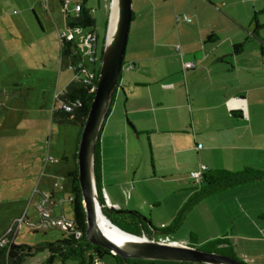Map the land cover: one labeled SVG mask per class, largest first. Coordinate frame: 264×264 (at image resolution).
I'll return each instance as SVG.
<instances>
[{
	"label": "crops",
	"instance_id": "obj_1",
	"mask_svg": "<svg viewBox=\"0 0 264 264\" xmlns=\"http://www.w3.org/2000/svg\"><path fill=\"white\" fill-rule=\"evenodd\" d=\"M5 1H1L2 5ZM109 1L106 0V8ZM141 1L132 7L122 72L98 141L101 190L110 204L118 205V210L146 216L149 208L139 199L132 200V194L146 180L138 172L144 159V152L139 150H144L146 139L153 163L154 148L174 150V171L160 176H169L177 185L174 192L168 193L173 196L170 204L162 208L160 200L152 201L153 208L146 218L150 236L164 225V231L173 234L175 240L197 248L224 239L234 252L252 242L257 246L253 259L264 262V179L214 192L187 204L205 189L204 184L189 177L200 166H205L206 171H264V38L257 30L251 31L249 23L234 17L224 2L195 0L191 6L182 7L177 0H171L170 15L174 14V21L176 15L189 19L175 21L178 28L183 25L189 31L186 40L190 44L185 52H176L172 50L176 43L165 41L157 32L158 27L162 28L163 17L170 16L168 7H158L152 0ZM247 2L255 16L264 12V0ZM36 3L40 0H24L25 10L34 13ZM50 4L51 0L46 11L53 18ZM60 12L62 16L61 7ZM21 16L20 20H25ZM135 21L139 24L131 36ZM259 24L264 26L257 19V29ZM177 42L181 43L176 45L180 51L184 40L180 37ZM239 44H243V49L234 54L233 47ZM22 53L23 63H28L30 53ZM26 53L28 56H24ZM51 58L53 70L59 61L61 71L59 52ZM187 62L196 65L184 69ZM25 70L29 66L20 69L17 52H0V180L5 179L8 194L0 188V201L12 203L0 214V237L21 217L37 222L36 205L43 193L53 200L52 215L59 216V210L63 213L62 196L70 195L67 174L76 163L77 137L68 141L69 129L65 128L74 124H54L52 109L43 117L19 114L18 107L26 105L29 93L25 92L19 101L13 91L25 88L20 82V74ZM3 72L7 73L5 80ZM42 106L45 108L46 101ZM172 134L177 135V140L172 136L158 140L159 136ZM125 193L128 200H124ZM234 228L239 238L233 243L228 239V230ZM250 229L251 235L242 233ZM17 232L13 242L20 244L16 242Z\"/></svg>",
	"mask_w": 264,
	"mask_h": 264
},
{
	"label": "rangeland",
	"instance_id": "obj_2",
	"mask_svg": "<svg viewBox=\"0 0 264 264\" xmlns=\"http://www.w3.org/2000/svg\"><path fill=\"white\" fill-rule=\"evenodd\" d=\"M1 1L3 0H0V52H17L20 69L25 66H29V70H25V72L23 71V74H20V82L24 85L23 87L25 88L13 91L16 99H19V101L24 98L25 92H27V94L29 93V99H27V101L25 102L26 105H20V107H18V112L19 114H22L24 112L25 116H46L47 111L49 113L51 112V109L55 102V96H57L65 88V86L70 81H72L74 77L73 72L70 68L63 67V69L60 71L59 61H57V67L54 70L51 67L52 54H54L55 52L58 54L59 52L58 33L64 34L68 32L63 24L58 0H51L50 4V8H52L51 12L54 14V20H52V17L48 16L42 0H40L39 4H35L34 13H36L41 21L30 9L25 10L24 0H6L4 5H2ZM152 1L158 4V7H168L167 13H169L170 15L171 0ZM219 1L226 3V5L229 7L230 13L234 17L245 21L246 25H248L249 23L251 31L257 30L259 36L264 38V26H260L259 24L260 28L257 29L255 25V21L257 19H259L260 22H264V12H257L255 16V13H253L251 6V11L249 10V3L247 2V0ZM139 2L143 1L134 0L132 3V7L133 5H135L136 7ZM194 2L195 0H177L178 5L182 7H186L188 5L191 6L192 4H194ZM105 3L106 0H88L87 2V6L92 10V15L96 20V28L100 35L104 34L105 23L107 21L108 8H106ZM70 5H72V2L70 3ZM108 5L109 4H107V6ZM21 15L25 17V20H20V17H22ZM138 22L135 21L132 23L131 36H134L136 27L139 24ZM149 22H151L150 18ZM161 24L162 28H157V32H159L158 34L163 36L165 41L176 43L173 46V51L176 49V45L181 44L177 42L178 38L181 37L184 40V45L183 47H181V50L179 52H185V50H187L188 46L190 45L189 41L186 40L187 38L189 40V31L183 28V25H180L181 28H178L177 24H175L174 21V14H171L170 16H164ZM151 25V29L153 30L155 25L153 26V23ZM80 34H82V32H74L75 42L78 45L80 44ZM175 51L178 52L177 50ZM22 52L30 53L28 63H23L24 60H22ZM29 53L24 54V56H28ZM5 68L7 69L6 65ZM28 73L32 74L31 77L26 76V74ZM4 74L7 76V73L3 72V77H5ZM8 75H10L9 69ZM5 79L6 77L3 78V80ZM0 83L3 82L0 81ZM48 89L51 90L50 93H48ZM48 94H50L49 98ZM44 101H46V109L42 106V103ZM44 109L46 110L45 113L43 111ZM170 113L172 114V111H170ZM53 128L57 127L53 125ZM65 128L69 129V132L66 136L68 141H70L72 137H74L73 139L77 137L79 128L76 125H67ZM171 136L176 140L178 138L177 135L172 134L168 136H159L158 140L164 141L165 138H171ZM144 144V150H139V153L144 152V159L142 166L140 167L138 172L140 175L145 176L146 180L143 182V184L140 185V190H137L136 193L132 194V200L139 199V202L143 203L147 208L152 209V205H154L152 204V201H156L158 199L162 202L163 208L167 204H170L171 199H173V196L168 193L174 192L177 183L171 180L169 176H167V178H162V176L160 175L161 173H169L171 171H174L171 153L173 156L176 155V153H174V150H167V148L161 147L159 150L154 148L153 163L152 154L150 153L151 150H149V145L146 139L144 140ZM122 161L123 160H121L119 164V169H122ZM154 169L156 172L155 176H153ZM6 185L7 183L5 179H1V191L4 192L5 195H8L5 190V188H7ZM62 197L64 198V217L67 220H71L73 218V214L68 198L69 193L63 194ZM128 199L129 195L125 193L124 200ZM189 202L190 201H188L187 204H189ZM11 204L12 203L9 201H0V214L6 211ZM149 209L146 211V216L141 215L143 218L149 217ZM58 213L59 215H61L60 210L58 211ZM1 218L2 216H0V220ZM243 230L244 229H242V231ZM228 233H231L228 234V239H231L233 243L235 241L234 239L239 238V236H237V233H239L237 228H234L233 231L228 230ZM242 233L251 235L252 230L250 229L249 231ZM146 237L150 238L151 236ZM65 238L66 234L59 229L53 228L47 231L39 230L34 232L33 230H29L25 226V224H23L20 230L17 232L16 242L25 245H34L41 242H55L63 240ZM245 245V248L234 251L233 254L235 259L242 262L243 264H264L262 259H253V257L257 255L255 252V248L257 246L252 245V242H246ZM198 249H203V251H205L207 249V245H201L198 247ZM222 251L229 252L227 249H224ZM44 256V254H38L34 257L33 260H35L38 264H43L45 263ZM51 264H76V262L72 260L61 262L57 259L54 260ZM100 264H115V261L111 257H104Z\"/></svg>",
	"mask_w": 264,
	"mask_h": 264
},
{
	"label": "trees",
	"instance_id": "obj_3",
	"mask_svg": "<svg viewBox=\"0 0 264 264\" xmlns=\"http://www.w3.org/2000/svg\"><path fill=\"white\" fill-rule=\"evenodd\" d=\"M87 2L88 0H77V3H79L80 6V10L77 13L68 14L65 20V25L71 30H96L97 52L98 58H100L104 34L100 35L98 33V30L96 28V20L92 15V10L87 6ZM242 49L243 44L235 45L232 52L234 54H238L242 51ZM59 56L60 66L70 68L73 72L74 77L72 81H70L65 86V88L57 95V98L54 100L55 102L52 107L51 120L56 125L74 124L79 128L74 155V158L76 160L77 144L81 132V127L85 121L93 100V93L96 87L99 66L97 62L86 64V67L90 68V70L95 74L93 83L91 85H86L80 79L76 78L77 73L76 70L73 69L76 63L81 59V55L77 51V44L74 41L68 42L63 39L59 40ZM61 104H66L71 108V110L66 111L60 108ZM110 111L111 108L108 112V115ZM95 173L98 200L102 205L104 201L102 198V190L100 185L98 143L95 152ZM67 177L70 180V195L72 197V199L69 200L73 214L72 220L75 229L81 233V236L78 239H75L72 234H67L66 238L63 240L55 242H41L34 245L15 244L12 240V237L9 236L8 242L4 246L0 247V264H29L34 261V257L38 254L45 255V263L43 264H51L54 260L57 259L61 262L72 260L75 261L76 264H94V262L96 261L101 263L104 257H111L112 259H114L115 264H191L150 260H122L118 256H112L107 250H104L103 248L90 245L85 238V212L82 206L76 163L73 171L69 172L67 174ZM259 179H264V171L248 168H245L241 172L237 173L224 170H205L199 180L200 183L205 185V189H203L199 193H196L193 198L189 200V203L196 202L198 199L205 195L243 185L250 181ZM121 211L122 210H107L102 208L103 214L109 218L107 219L122 231L135 236H140L142 234L150 236L149 228L147 226L149 225L148 219L143 218L137 213L130 214V212L128 211ZM150 228L152 227L150 226ZM206 245V252L218 253L235 259L233 250H230V245L227 244L224 239H216L208 242V244ZM223 245H226L227 248L223 247ZM224 249H227L229 252H223L222 250Z\"/></svg>",
	"mask_w": 264,
	"mask_h": 264
},
{
	"label": "water",
	"instance_id": "obj_4",
	"mask_svg": "<svg viewBox=\"0 0 264 264\" xmlns=\"http://www.w3.org/2000/svg\"><path fill=\"white\" fill-rule=\"evenodd\" d=\"M133 1H109L96 87L77 144L76 167L82 206L85 212V238L90 245L103 248L112 256H118L122 260H150L191 264H243L232 257L206 252L191 244L182 242L161 244L148 239L144 234L135 236L122 231L110 220L111 225L120 233L126 235L127 239L114 242L100 229L98 214L102 212V205L97 194L95 152L122 71L132 21ZM112 4L114 16L112 25H110ZM130 214H133V212H130ZM104 216L108 218L106 215Z\"/></svg>",
	"mask_w": 264,
	"mask_h": 264
},
{
	"label": "built area",
	"instance_id": "obj_5",
	"mask_svg": "<svg viewBox=\"0 0 264 264\" xmlns=\"http://www.w3.org/2000/svg\"><path fill=\"white\" fill-rule=\"evenodd\" d=\"M72 2V7H69V4ZM42 3L45 6V9L49 11V0H42ZM59 5L61 7L62 11V20L63 24L65 25V20L68 14L70 13H77L80 10L79 3H77V0H59ZM180 20L183 21H189L188 17L185 15H176L175 21L178 22ZM68 30L67 33L61 34L58 33L59 40L63 39L65 41L75 42V35L74 32H82L80 34V44H77V51L81 55V59L76 63L73 69L76 70V78L80 79L83 83L86 85H91L95 79V74L90 70V68L86 67V64H90L92 62H100V58H98V52H97V31L96 30H90V31H81L79 29L71 30L66 27ZM103 46V45H102ZM176 50L179 52V46H176ZM101 57V55H100ZM194 62H187L183 64L184 69H192L195 67ZM123 68V67H122ZM57 96H55L54 99H56ZM60 108L70 111L71 108L67 106L66 104H61ZM206 170L205 166H200L199 170L196 172H193L190 174V178L199 181L201 178L202 173ZM69 200L72 199L71 195H69ZM102 198L104 203L102 204L103 209L107 210H118V205H112L107 200L104 191H102ZM63 202V200H62ZM52 205L53 200L51 199L50 195L47 193H43L41 196V199L39 203L36 205V213L38 216L37 222L32 223L29 221L24 220V217H21L17 219L12 226H10L4 235L0 237V247L4 246L8 242V237L11 236L12 240L15 237V234L17 232V229L20 228V226L24 223L26 227L29 230L33 231H47L49 229H59L63 233L72 234L75 239H78L81 236V233L75 229L73 220H67L64 217V213H61L59 216L52 215ZM164 225H161L159 232H155L153 235H151L150 240L161 243V244H175L179 242L178 240H175L174 235L170 234L168 232L164 231ZM146 237V235H145ZM29 264H38L36 261H32ZM94 264H100L99 262H94Z\"/></svg>",
	"mask_w": 264,
	"mask_h": 264
},
{
	"label": "bare ground",
	"instance_id": "obj_6",
	"mask_svg": "<svg viewBox=\"0 0 264 264\" xmlns=\"http://www.w3.org/2000/svg\"><path fill=\"white\" fill-rule=\"evenodd\" d=\"M113 4H112V8H111V23L110 25H112V20H113ZM98 223L100 226L101 231L111 240H113L114 242H120L122 240L127 239L128 237L122 233H120L118 230H116L110 223V221L104 216V214L102 212H99L98 214ZM214 264H221V263H214Z\"/></svg>",
	"mask_w": 264,
	"mask_h": 264
},
{
	"label": "flooded vegetation",
	"instance_id": "obj_7",
	"mask_svg": "<svg viewBox=\"0 0 264 264\" xmlns=\"http://www.w3.org/2000/svg\"><path fill=\"white\" fill-rule=\"evenodd\" d=\"M223 248V247H222Z\"/></svg>",
	"mask_w": 264,
	"mask_h": 264
}]
</instances>
